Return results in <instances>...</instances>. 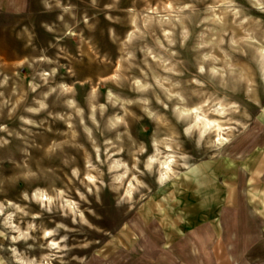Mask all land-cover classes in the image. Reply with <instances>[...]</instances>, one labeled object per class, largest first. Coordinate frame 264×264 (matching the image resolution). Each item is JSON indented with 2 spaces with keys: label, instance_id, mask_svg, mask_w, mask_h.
Here are the masks:
<instances>
[{
  "label": "rangeland",
  "instance_id": "1",
  "mask_svg": "<svg viewBox=\"0 0 264 264\" xmlns=\"http://www.w3.org/2000/svg\"><path fill=\"white\" fill-rule=\"evenodd\" d=\"M193 1L186 11H205L215 0ZM63 3L72 4L73 15L63 10ZM165 3L166 0H0V201L24 205L22 214L16 212L14 218L21 226L32 221L28 233L32 244L16 245L24 255L41 259L42 251L47 249L45 226H55V234H65L70 244L67 253L53 256L56 264H264V223L244 192L249 170L243 155L254 145L264 144V126L258 122L264 99L255 101L243 84L220 86L218 74L209 79L205 74L209 62L201 59L194 37L186 43L175 40L161 48L178 61L177 70L171 72L177 82L171 88L180 89L187 102L210 91L224 93L228 98L239 97L251 105V123L228 146L215 147L187 135L180 140L192 158L216 163V194L224 196L219 198L222 202L218 208L223 209L220 217L214 221L196 220L203 215L202 199L191 187L197 198H190L192 193L186 189L181 192L188 196L186 203L170 196L171 225L161 222L154 207L157 177L145 162L154 152L156 137L184 130L182 122L172 119L163 123L154 118L162 110L171 115L163 101L173 102L152 82L153 73L161 69L147 52L149 46L159 49L155 38H162L163 25L157 21L141 25L124 46L131 49V54L126 55L122 48L131 32L133 9L143 11L147 4ZM234 4L241 10L260 11L248 0H236ZM176 14L170 13L164 22L174 28L175 36L178 29L172 23ZM76 19H80L78 23ZM240 55L235 50L234 56ZM202 61L206 68L198 73ZM197 73L200 83L194 79ZM134 77L148 81L142 91L148 101L131 99L139 94ZM165 92L184 103L180 93L169 89ZM142 104L159 108L151 116ZM112 112L120 113L122 119L107 129L106 117ZM85 124L91 127L90 132L84 129ZM72 128L77 131L76 141L67 142ZM119 128L121 138L117 135ZM113 142L116 144L112 148L124 144L121 155L131 164L133 152L138 153L140 167L133 166V170L143 182L136 181V198L131 202L122 196L124 186L114 185L101 159L91 168L104 178L105 181L97 180L101 186L88 187L82 179L90 167L86 163L87 150ZM75 166L79 175L72 170ZM233 171L236 177H231ZM257 178L264 182V174ZM233 180L238 183L236 205L228 202L226 194ZM37 185L48 190L53 185L62 187L63 194L76 201L83 213L73 217L55 203L52 211L26 195L23 200L22 195L31 193ZM31 211L40 213L33 215ZM1 218L0 230L4 234L0 232V257L6 264H23L13 259V230H6ZM190 222L192 226L185 225ZM219 225L223 226L220 235L216 229Z\"/></svg>",
  "mask_w": 264,
  "mask_h": 264
},
{
  "label": "bare ground",
  "instance_id": "2",
  "mask_svg": "<svg viewBox=\"0 0 264 264\" xmlns=\"http://www.w3.org/2000/svg\"><path fill=\"white\" fill-rule=\"evenodd\" d=\"M56 1L61 3V0ZM235 1L215 0L208 5L205 11L195 10L190 12L186 11V9L194 5L193 0H179L178 3H174V0H166V3L162 6L147 4L145 10L139 11L134 8L130 13L131 32L126 35L123 47H127V42L133 39L137 29H141V25H148L156 21L163 25L162 38L160 36L155 38L160 44L159 49L153 50L152 46H149L147 52L158 61L156 64L161 69L153 73L152 82L160 87L168 99L173 101L171 104L168 101H163V104L170 107L171 115L165 110L155 114V110L159 107L152 108L149 104H142L141 107L149 115L153 116L155 114L154 118L161 120L163 123L174 119L182 122L184 126L182 132L171 131L167 135L156 137L154 139V152L145 162L146 168L155 173L157 177L158 191L154 194V207L157 209L163 224H172L170 219L173 218V215L169 209V206H171L169 203L170 196L173 194L174 198L178 199L179 202L186 203L189 200L188 196L181 192L189 189V192L192 193L190 187L194 188L193 190H196L202 199L203 215H200L196 220L201 222L208 218L214 221L215 218L220 217L223 209L221 207L218 208V205L222 202L220 199L224 196L216 194V190H218L217 185L214 183L218 177L216 163L214 161H197L192 158L193 156L187 149L183 148L180 140L187 135L194 137L196 141L204 140L205 143H213L215 147L231 145L235 142V139L238 140L240 132L250 126L252 113L251 105L243 102L239 97L228 98L226 94L216 95L217 92L214 91L206 93L198 100L187 102L186 96L180 89L171 88L177 82L172 77L171 72L172 70H177L178 61L174 60L171 53H166L161 48L166 46V43L173 44L175 40L186 43L194 37L197 48L201 52V59H207L209 62V67L205 72L209 79L217 78L218 76L217 83L223 87L229 86L231 83L236 87L243 84L245 91L252 94L255 101H260L261 98L264 99V0H248L258 6L260 11L257 13L250 10H241L234 4ZM71 5V3H63L62 8L73 15L74 10ZM170 13H177L175 15L176 19L172 23L178 29L177 36L173 35V27L164 25ZM85 18H88V15ZM79 20L76 19L75 23H78ZM122 49L127 52L126 55L131 54V49L125 47ZM172 49H176V47ZM235 50H239L241 55L235 57ZM205 68L204 62H200L198 73ZM197 74L194 79L200 83L202 79L198 77L200 74ZM215 74L218 75L216 76ZM48 79L49 77L46 76L45 80ZM134 79L135 88L139 91V94L131 99L148 101L147 96L142 93L147 87L148 81L142 82L139 77H134ZM165 80L170 83L166 84ZM64 86L68 87L69 84L64 83ZM52 88L54 86H51ZM166 89H169L172 93H180L184 103L181 102V99L175 98L174 95L167 94L165 92ZM261 108L258 114V122L264 126V103H261ZM92 116L95 118L94 112ZM121 119L122 115L120 113L112 112L106 117L105 127L108 129ZM84 129L90 132L91 127L85 124ZM76 132V129H71L67 142L76 141L74 140ZM117 135L119 138L122 137V129L119 128L117 130ZM106 140H111V138ZM175 142L177 143L175 144ZM113 144L115 145L116 142L108 143L104 147L95 145L92 151L87 150L86 163L90 167L85 169L82 179L88 187H92L93 184L98 188L101 186L97 182L99 179L105 181L100 176L101 173L96 174L91 170V168L97 166V160L101 159L106 164V170L110 172L114 185L117 187L124 186L122 196H126L127 201L131 202L136 198L135 187L137 182H143L142 178L133 170V166L140 167L137 161L138 153L133 152L131 164L121 155L124 144L112 148ZM178 149L180 150L179 152ZM243 155L244 165L249 170L244 192L247 194V199L254 203L250 207L256 208V211L261 214V220L264 223V182L257 178V175L264 174V144L254 145L251 150L245 151ZM179 156L182 159H179ZM233 163L234 161H230L229 164ZM72 170H74L76 175H79L77 166L73 167ZM236 176L237 172L233 171L231 177ZM229 186V189L226 190L228 202L236 205L238 183L233 180V182L229 183ZM143 193V191L140 192L139 197ZM193 194L190 198L196 197ZM25 195L27 198L35 199L40 205H45L46 208L52 211L55 203L57 208L71 212L73 217L83 213V210L76 206V201L67 198L63 194V188L57 185H53L52 190L37 185L32 189L31 193L26 191L22 195L23 200L26 199ZM24 210V205H18L17 202L6 204L0 201L1 222L6 230H13L10 235L13 241L11 245L13 259L23 264H56L53 261V256L58 253H67L66 249L70 244L66 241L65 234L60 236L55 234V226H45L43 239H47V249L42 251L41 259L35 260L33 256L24 255L16 247L18 243L32 244L28 235L32 228V221H29L23 227L14 220L15 213L19 212L22 214L21 212ZM39 213V211H31L33 215ZM218 223L220 224L221 220ZM185 225L190 227L193 224L190 222L185 223ZM216 229L220 235L223 231V226L219 225ZM0 232L4 234L3 230H0ZM123 233L126 237L131 238L125 230H123ZM123 240L121 238L122 242H124ZM168 243L171 244L172 240H169ZM0 264H6L2 257H0Z\"/></svg>",
  "mask_w": 264,
  "mask_h": 264
}]
</instances>
